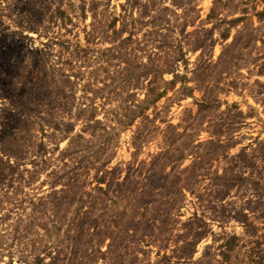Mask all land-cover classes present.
I'll return each instance as SVG.
<instances>
[{
	"label": "rangeland",
	"instance_id": "374dc122",
	"mask_svg": "<svg viewBox=\"0 0 264 264\" xmlns=\"http://www.w3.org/2000/svg\"><path fill=\"white\" fill-rule=\"evenodd\" d=\"M0 264H264V0H0Z\"/></svg>",
	"mask_w": 264,
	"mask_h": 264
}]
</instances>
